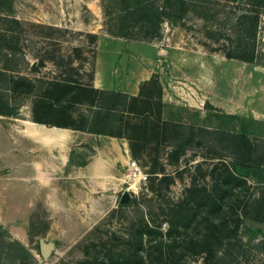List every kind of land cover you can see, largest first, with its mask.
Returning <instances> with one entry per match:
<instances>
[{"label":"rangeland","instance_id":"rangeland-1","mask_svg":"<svg viewBox=\"0 0 264 264\" xmlns=\"http://www.w3.org/2000/svg\"><path fill=\"white\" fill-rule=\"evenodd\" d=\"M213 1L218 5L208 17L218 13L210 21L189 13L179 24H162L156 38L133 41L182 45L224 58L240 43L245 51L252 49L256 61L236 60L234 68L214 61L216 73L224 70L217 89L226 111L180 103L164 109L156 79L142 84L136 102L111 129L127 141L126 161L135 160L147 174L135 187L126 165L114 161L115 153L108 154L110 176L100 183L89 176L74 182L68 168L47 174L46 149L26 135L35 125L60 136L83 132L74 128L83 125L96 94L78 85L92 84L91 34H107L101 0H10L0 7V34L6 37L0 38V72L7 67L12 76L5 89L0 75V107L18 106L17 117L0 115V230L31 253L2 264H215L221 253L230 264H264V222L245 217L264 212V164L239 163L212 137L177 126L264 139V9L255 39L246 28L239 40L231 18L252 10V4ZM114 42L105 46L119 49L125 61L122 48L131 45ZM139 54L129 56L130 64L141 67L153 59L150 51ZM91 134L81 143L86 154L92 150L83 144L100 138ZM125 192L127 200L121 201ZM40 239L51 245L46 257L39 253Z\"/></svg>","mask_w":264,"mask_h":264},{"label":"crops","instance_id":"crops-1","mask_svg":"<svg viewBox=\"0 0 264 264\" xmlns=\"http://www.w3.org/2000/svg\"><path fill=\"white\" fill-rule=\"evenodd\" d=\"M114 41L131 45V47L122 48L127 55L125 61L119 56V49L105 46L110 42L111 45H115ZM102 43H104L103 47ZM163 45L164 43L136 42L108 34H98L94 57L93 87L136 96L140 93L141 85L155 76L161 86V101L164 109L173 103H180L190 109L205 110L206 106H210L226 111V106H228L226 100L217 89L224 70L216 73L214 61L221 64L226 62L234 64V68L237 65L236 60L201 50H188L182 45H178V49L163 47ZM147 51L153 54V59L148 60L147 64L141 67L130 64L133 60L131 61L129 56L134 58V53L138 52L140 55L139 53ZM119 64L121 67H116ZM73 133H63V136H60L52 128H45L41 125L27 129L26 135L46 149L45 153L49 159L43 168L47 174L56 176L68 168V178L73 180L77 178L74 182L80 181L78 178L80 176H89L96 178L93 179L95 182H103L105 181L103 179L109 178L112 168L109 153H115L114 161L119 165L125 164L127 169L128 144L123 137L91 134L100 138L95 144H83L92 150L86 154L81 143L87 133ZM34 162L33 168L40 163L39 160Z\"/></svg>","mask_w":264,"mask_h":264},{"label":"trees","instance_id":"trees-1","mask_svg":"<svg viewBox=\"0 0 264 264\" xmlns=\"http://www.w3.org/2000/svg\"><path fill=\"white\" fill-rule=\"evenodd\" d=\"M248 1L252 4L253 9H247L238 14L233 13L235 16L231 18L233 28L237 26V29H240L235 31L239 40H242V37L247 35L241 34L246 28L251 31L249 38L255 39L260 11L264 9V0ZM7 2L10 3V0H0V7L4 6ZM215 5L218 4L213 0H101L103 25L108 35L127 40L146 41L158 37L162 24L165 22L172 25L179 24L189 13L195 14L205 22L210 21L218 13L216 10V13L208 17ZM10 9L9 7L6 11H10ZM226 17L229 18L228 15ZM6 21L14 26L20 25L16 18L7 17ZM220 31L218 29L217 34H220ZM91 36L97 41L95 33L91 34ZM0 38L5 40L6 37L0 34ZM224 55L228 59L247 63H255L256 61V56L252 49L247 52L241 48L240 43L235 46V49L225 52ZM9 71L11 70L6 67L2 68L0 72L2 86L5 89H7L10 78H12ZM152 78H155L156 83L159 85L161 100V86L155 76H152L148 81L152 80ZM78 87H81L80 90L82 92L93 90L96 94V99L92 100L90 104L87 103V113L84 115L83 125L74 129L87 133L121 137L120 134L112 133L111 129L118 121V116L126 111L130 103L136 102L139 95L134 96L123 92L96 89L92 84H79ZM3 104L0 107V115L17 117L18 106L9 105L8 102ZM177 126L186 128L191 133L198 131L204 137H212L216 145L223 146L229 156L238 160L239 163L251 162L258 159L259 164H264V139L250 140L246 135L240 133L194 127L180 123ZM245 217L258 223L264 222V212L260 217L251 214H246ZM4 235L5 232L0 230V264L4 261L11 262L31 257V253L19 241L7 240ZM220 262L221 264H230L227 254L221 253V257L216 260L215 264H220Z\"/></svg>","mask_w":264,"mask_h":264},{"label":"built area","instance_id":"built-area-1","mask_svg":"<svg viewBox=\"0 0 264 264\" xmlns=\"http://www.w3.org/2000/svg\"><path fill=\"white\" fill-rule=\"evenodd\" d=\"M127 177L132 180V187L140 182H145L147 179V174L144 173L141 166L135 160H129L127 163Z\"/></svg>","mask_w":264,"mask_h":264},{"label":"water","instance_id":"water-1","mask_svg":"<svg viewBox=\"0 0 264 264\" xmlns=\"http://www.w3.org/2000/svg\"><path fill=\"white\" fill-rule=\"evenodd\" d=\"M127 193H123L121 195V201L127 200ZM51 245L49 243H45L42 239L39 240V253L42 257H46L50 251Z\"/></svg>","mask_w":264,"mask_h":264}]
</instances>
